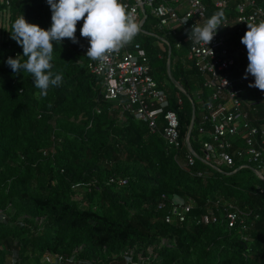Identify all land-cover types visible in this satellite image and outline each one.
<instances>
[{
	"label": "trees",
	"instance_id": "1",
	"mask_svg": "<svg viewBox=\"0 0 264 264\" xmlns=\"http://www.w3.org/2000/svg\"><path fill=\"white\" fill-rule=\"evenodd\" d=\"M240 1L218 7L204 0L209 17L223 11L230 19ZM256 3L264 9V0ZM22 14L45 29L52 23L47 0H0V20L8 22L0 30V264H58L42 262L47 253L62 255L64 264H128L132 248L135 261L142 250L149 252L146 264H264V182L255 163L242 166L237 160L222 171L201 159L189 164L187 148L169 146L160 132L123 108L125 99H105L102 78L87 68L83 21L77 24L78 43L54 42L52 71L63 79L41 95L30 74L14 73L7 64L9 57L23 55L10 33ZM247 30L237 23L228 31L239 53L233 76L246 73L241 39ZM141 39L184 138L193 107L185 96L179 108L174 81L193 95L204 89L203 77L179 61L170 75L166 51L152 36ZM250 113L264 128V101L252 105ZM200 118L192 144L202 154ZM175 197L191 208L184 221L173 216L167 222ZM227 202L242 211L246 228L230 227L223 214L217 221L202 220ZM165 237L173 247L161 245Z\"/></svg>",
	"mask_w": 264,
	"mask_h": 264
},
{
	"label": "built area",
	"instance_id": "2",
	"mask_svg": "<svg viewBox=\"0 0 264 264\" xmlns=\"http://www.w3.org/2000/svg\"><path fill=\"white\" fill-rule=\"evenodd\" d=\"M214 1L218 7H227L230 0ZM122 3L128 6L129 11L134 12L140 25L139 33L118 52L110 54L107 61L101 63L90 59L87 62L88 70L103 80L104 98L120 101L125 99L123 108L136 119L146 122L152 132H160L169 146L176 149L187 148V163L194 164L196 159H201L222 171L224 166L233 167L237 160L242 162V166L247 161H252L255 163V174L264 182V128L253 123L250 113L252 105L264 101V91L249 87L255 81L251 74H247V78L246 73L233 76L232 68L237 63L239 53L233 50L228 39V31L234 24L247 26V23L264 20L263 7L256 0H241L236 7V17L223 18V25L207 46L191 42L189 38L195 23L203 24L210 18L204 0H122ZM78 36L76 33L77 39ZM143 36L154 37V44L166 51L170 75L172 64L179 61L189 68H196L203 77L204 89L195 92L203 106L198 125L202 154L192 144L195 140L193 128L197 116L195 96L174 81L179 108L183 107L185 96L190 99L193 107L190 126L186 136L182 138L178 113L170 108L169 93L154 75L151 55L141 42ZM88 47L87 40L86 49ZM173 49L178 53L173 54ZM158 56L162 58L165 55L159 53ZM237 82L240 84L237 85ZM122 182L125 183L126 180ZM261 192H264V187H261ZM227 204L208 210L203 214L202 220L217 221L223 214L230 227L240 224L246 228L242 211L232 202ZM172 207L166 214L167 222H171L173 216L184 221L185 213L190 211L191 205L184 199L175 197ZM161 245L174 246L166 237L162 238ZM127 254L131 257V264H146L150 256L149 252L142 250L135 261V248ZM42 262L64 264L65 260L62 255L47 253Z\"/></svg>",
	"mask_w": 264,
	"mask_h": 264
},
{
	"label": "clouds",
	"instance_id": "3",
	"mask_svg": "<svg viewBox=\"0 0 264 264\" xmlns=\"http://www.w3.org/2000/svg\"><path fill=\"white\" fill-rule=\"evenodd\" d=\"M50 5L51 27L29 23L20 15L13 23L11 38L23 49V55L9 57L7 64L14 73L23 72L34 78L35 87L46 96L50 86L62 83V74L52 71L54 42L65 39L78 43L77 24L83 21L80 35L89 42L86 56L101 63L108 56L129 44L140 31L133 11L122 0H47ZM224 18L223 11L214 12L203 24L195 23L189 33L191 42L209 45ZM241 39L247 49V74L255 81L249 87L264 91V20L247 23ZM21 57L27 59L21 62ZM131 264V257H126Z\"/></svg>",
	"mask_w": 264,
	"mask_h": 264
},
{
	"label": "rangeland",
	"instance_id": "4",
	"mask_svg": "<svg viewBox=\"0 0 264 264\" xmlns=\"http://www.w3.org/2000/svg\"><path fill=\"white\" fill-rule=\"evenodd\" d=\"M7 17V16H6ZM7 19V18H6ZM6 25H8V22H7V20H5L4 22L2 21V20H0V30H2V28L4 27V26H6ZM155 31H157L158 33H162V31L161 30H159V29H155ZM173 54H175V51L173 52ZM194 96H195V92H193L192 93ZM195 102H196V105H197V111H196V114L198 115V116H200V113H201V111H202V104H201V99L200 98H198L197 96H195Z\"/></svg>",
	"mask_w": 264,
	"mask_h": 264
}]
</instances>
